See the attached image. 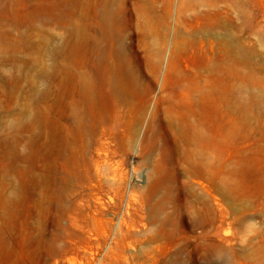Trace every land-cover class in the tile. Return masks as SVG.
I'll use <instances>...</instances> for the list:
<instances>
[{
    "label": "rangeland",
    "instance_id": "rangeland-1",
    "mask_svg": "<svg viewBox=\"0 0 264 264\" xmlns=\"http://www.w3.org/2000/svg\"><path fill=\"white\" fill-rule=\"evenodd\" d=\"M0 264H264V0H0Z\"/></svg>",
    "mask_w": 264,
    "mask_h": 264
}]
</instances>
